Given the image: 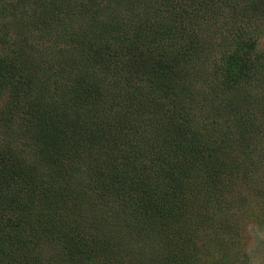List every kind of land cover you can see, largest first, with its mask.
I'll use <instances>...</instances> for the list:
<instances>
[{
	"label": "trees",
	"instance_id": "trees-1",
	"mask_svg": "<svg viewBox=\"0 0 264 264\" xmlns=\"http://www.w3.org/2000/svg\"><path fill=\"white\" fill-rule=\"evenodd\" d=\"M263 41L264 0H0V264H251Z\"/></svg>",
	"mask_w": 264,
	"mask_h": 264
},
{
	"label": "rangeland",
	"instance_id": "rangeland-1",
	"mask_svg": "<svg viewBox=\"0 0 264 264\" xmlns=\"http://www.w3.org/2000/svg\"><path fill=\"white\" fill-rule=\"evenodd\" d=\"M264 48V41L261 45ZM247 256L251 264H264V219L250 223L245 230Z\"/></svg>",
	"mask_w": 264,
	"mask_h": 264
}]
</instances>
